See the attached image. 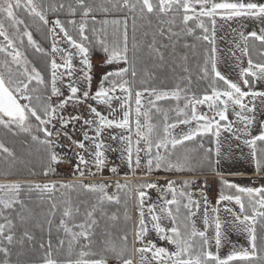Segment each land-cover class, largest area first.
Listing matches in <instances>:
<instances>
[{"label":"snow or ice","instance_id":"snow-or-ice-1","mask_svg":"<svg viewBox=\"0 0 264 264\" xmlns=\"http://www.w3.org/2000/svg\"><path fill=\"white\" fill-rule=\"evenodd\" d=\"M21 7H24L30 16L38 18L45 26L49 24L47 19L49 10L57 12L67 7L71 16L75 17L79 12L81 17L79 22L75 19L67 20V24L71 25L77 32L78 39L73 36L59 18L51 22L52 27L49 28L53 36L51 47L53 55L50 59L51 95L36 96V104L32 103V93H35L37 89L30 88V85L33 81L38 85H44L45 79L34 65L29 69V61L14 46L15 42L5 26V21H7L8 27L14 29L15 33H19V25L24 24V21L19 19L16 13ZM96 10L97 5L89 2V0H75V6L72 3L66 5L64 2L46 5L42 2L36 3L35 0H0V37H3L4 41L7 42L6 45L0 46V53H5L11 58L10 62L8 60L4 62L7 79H5V73H0V125L9 130L15 126L20 131L29 134L32 141L44 147L46 153L45 175L49 172H55L53 166L64 162L54 150L56 147H63V145L56 144L52 139L53 129H56L53 120L60 124V129L55 131L57 139L61 136L62 130L67 128L70 123L83 120V140H72L67 132H63L64 136L72 140V144L76 148L82 150V152L76 153L77 164L74 169L81 177L86 172L89 175H96L97 173L93 172L92 168L102 171L106 166V145L101 137L105 129L113 128L122 130V134H112L110 138L113 141L119 140L125 145L122 150V158L126 159L128 168L133 173L141 167L142 160L147 173H151L154 169L194 171L188 153L200 150H203L205 154L200 162L201 167L204 166L205 161L214 165L220 164L218 157L222 151L220 145L221 132L232 133L234 138L239 140L241 137L235 133L243 131L247 134L256 120L255 115H248L247 113H254L255 100L264 98V91L254 90L256 82L264 81V63L254 62L249 57L248 67L241 69L240 77L244 87L249 89L248 91L242 90L239 83L222 75L216 67L215 33L217 17L223 21L247 18L264 24V3L252 2V0L249 2H244V0H107L106 6H99V10L103 13L108 14L115 11L133 14L131 47L129 46L128 16L125 15L123 19L98 21L93 15ZM152 15L160 19L161 25L168 24L167 39L172 40L173 37H179L183 33L185 36H194L197 41H204L212 46L210 52L205 50L204 66L200 69L203 73L201 79L208 78V65L211 64L210 91L206 90L199 97L195 94L189 96V89L182 88L179 83L170 90L158 89L151 86L150 81L155 77L146 68L143 70V76L139 79V84L137 83L139 75L137 64L140 57L138 56L139 44L135 36L136 20L138 18L145 19ZM164 17L169 18L165 20ZM89 18H91L93 25L91 36L89 35ZM178 18L180 25H182L180 32L173 31ZM96 24L101 25V27H95ZM56 29H59V33L63 35V41H66L69 48L74 51L58 46L61 41L57 39L59 34L56 33ZM197 29L202 32V35H196ZM20 35L27 37L28 43L34 46L36 51L48 55L33 39L32 33L27 30V26ZM157 35L165 37V29L160 27L158 33L153 34L147 48L150 54H154L160 61H164L165 57L161 48L167 47V45L157 47ZM241 37L245 41L242 52L248 56L247 41L250 38L264 44V27L260 28L259 33L251 31L245 35L242 32ZM184 47L194 48L195 45L185 44ZM95 50L104 54V64L115 65V67L103 75L98 88L93 92L91 55ZM55 54H59L61 62H57ZM76 58L79 59L81 65L79 68L74 63ZM11 65H15V69ZM184 71L188 72V68L185 67ZM248 77L252 79L249 80ZM58 82L67 87L68 95L60 99L58 103L53 104L51 103L53 96L61 97L64 95L61 88L58 87ZM220 82L224 87L220 86ZM81 84L84 85L83 88ZM248 97L251 98V106L245 103V98ZM181 99L185 101L183 107L179 106ZM21 100L27 101V103L22 104L20 103ZM89 100L104 106L108 115H105L103 111L92 104H88L90 116L87 119L80 115H71L67 118L63 115V110L69 102L79 105L87 103ZM145 100L149 107H145ZM166 100L177 101L176 108L171 109V111L176 112L178 117L175 122H169L168 111L170 110L158 106L157 102ZM201 105L206 106L213 115L199 113L197 106ZM230 107L239 120L244 123L243 129H234V122L229 121L228 111ZM237 108L239 111L236 110ZM152 109H155L156 113L163 114L162 134L158 131V125L151 122ZM32 118L38 122L36 131L42 132L43 138L32 134L30 123ZM193 122H195V127H191ZM179 125H186L189 128L187 132L177 136L173 134L172 130ZM260 127L259 135L243 140V143L251 149V159L258 172L264 170V148L259 149V154L257 150V142L264 143V121L261 122ZM205 137L213 138L214 152L211 147H205L203 143ZM197 138L201 139L198 148L188 149L185 147L186 142H194ZM134 144L135 149L133 148ZM178 148H184L183 156L177 155ZM112 150L116 151V149ZM0 152L6 154V159L14 157V153L4 143H0ZM213 154L217 157L214 161L211 159ZM111 171L115 173L116 168L113 167ZM189 184V181H184L183 188L187 189ZM221 184L227 188L235 189L236 194H224L221 191L216 203L220 205L221 202L227 201L234 202L235 205L239 206V212L227 205H225L224 210L233 216L232 222L240 225L241 230L247 233L250 248L231 251L223 258L219 255L222 246L223 226L219 219L220 209L217 207L211 209L216 214L214 216L216 252L210 251V241L206 235L210 226L207 198L205 197L204 201L203 223L205 230L200 231L191 219L196 215V211H199L200 203L192 199L190 192L179 191L180 197H187V203L182 205L187 210V214L181 216V202L177 199L175 181H168L167 187L164 189L165 193H172V198L167 199L166 195L161 197L163 204L159 207V214L156 211L157 205H149L147 211L150 221L146 220L144 211L146 192L142 189L156 188L157 184L142 183L136 189L139 218L134 234L135 244L140 245L139 247L134 246V252L140 257L139 264H153V262L155 264H264V245L258 247L256 234L258 218L261 227L264 228V186L259 188L241 187L223 179ZM108 187L109 185L106 183L83 182L60 183L59 187L54 182L28 186L27 191L29 193L38 191L42 196L48 195L50 207L46 223L49 226V236H51L53 225L52 218L58 211L61 214L56 230L57 233L61 230L64 233L63 237L57 236L55 244L52 239H48L46 243H40V248L44 250V254L40 258L39 264H108V253H111L119 264H134L128 247V232H124L118 237L119 244L110 235H106L104 239L99 241L95 239V228L99 223L96 213L99 211L102 216L105 215L102 208L105 202L120 203L118 195L108 194ZM115 187L119 191H124L128 185L117 181ZM22 190L20 183L0 184V217L4 221L0 223V254L3 255L0 264H12L10 257L12 246L15 243L22 245L25 239L29 242L34 240V236L25 230L23 236L17 241L13 231L15 228L13 220L9 215L4 214L5 211L13 210L15 205H20L23 208L24 202L20 199ZM77 190L96 194L95 202L90 205L83 201L74 204L69 193ZM56 192L60 193L61 199L55 198ZM81 205H85L83 211ZM172 206H175V211H173ZM193 208L196 211H193ZM16 215L21 220L24 219L21 213L17 212ZM77 217H81V219L77 221ZM125 217L130 219L127 213H125ZM165 218L171 220L172 227L165 228L162 226L161 221ZM110 219L115 221L118 217L114 213ZM149 223L151 228H149ZM150 231H155L160 240L173 245L175 250L169 251L168 248L158 247L151 240L145 243V238ZM197 237L199 240L196 239ZM97 244L102 245L99 251L95 250ZM16 264H20V262L17 261Z\"/></svg>","mask_w":264,"mask_h":264},{"label":"rangeland","instance_id":"rangeland-1","mask_svg":"<svg viewBox=\"0 0 264 264\" xmlns=\"http://www.w3.org/2000/svg\"><path fill=\"white\" fill-rule=\"evenodd\" d=\"M36 2V1H35ZM244 2H249V0H244ZM252 2H258V3H264V0H252ZM17 14V17L20 19V16ZM47 19L49 21V24L46 26L48 30V35L51 40V46L48 48V52L50 54V58H52L51 53V47L53 42V36L52 33L49 31V28L52 27V21L57 19L56 17H48ZM5 26L8 29V33L10 37L13 38L15 42V47L20 50L24 56H26L27 60L29 61L28 67L29 69L33 66V64L28 59L25 50L22 47V42L24 36L20 35V33H23L24 30H22L19 27V33H15V30L8 27V22L5 21ZM194 26V25H192ZM211 28V26L209 25ZM264 27V24H262L259 21L247 19V18H240V19H234L232 21H223L220 20L219 17H217V26H216V33H215V47H216V67L217 70L221 72L222 75H224L227 79L239 83L241 85L242 90L248 91V88H245L243 85V82L240 77L241 69L247 68V58L245 60V55L242 52V49L245 46V41L241 37V33L243 32L245 35L251 31H257L259 33L260 28ZM15 33V34H14ZM56 33L59 34L57 39L61 41L59 43V47L64 49H69L71 51H74L73 49L69 48V45L66 41H63V35L59 33V29H56ZM183 37L185 36L182 34ZM196 35H202V32L199 33L196 31ZM191 41H187L186 39L179 41H173V43H167V51L168 56H174V60L176 62V67L174 70L170 72V77L176 78V84L179 83L182 88H188L189 92L188 95L191 96L195 94L196 96H202L204 93L200 94L198 92V89L195 87L198 84V81L202 82L204 79H201L203 73L200 71L201 67L204 66V59H205V50L207 49L209 52L211 50V45L204 41H197L194 36H190ZM27 39V38H26ZM6 41H4L3 37H0V46L6 45ZM174 44V47H173ZM185 44L189 45H195L194 48L192 47H184ZM240 44L242 45V49L239 51L238 49H232L233 48H239ZM209 46V47H208ZM177 50V51H176ZM178 53V54H177ZM240 53V54H239ZM264 53V52H262ZM57 62L60 61L59 54H55ZM203 57V59H202ZM247 57V56H246ZM169 59L171 57H168ZM186 58V59H185ZM202 59V60H199ZM5 60L11 61V58L8 57L5 53H0V73H5V79H7L6 75V68L4 67ZM104 56L103 57H97L93 56L91 57L92 61V91L94 92L98 86L100 79L103 77V75L107 72L112 70V68L115 67V65H106L103 63ZM74 63L76 64L77 68L81 67L79 64V59H74ZM264 63V55L262 62ZM13 69H15V65H11ZM123 66V65H121ZM188 68V72L184 71V68ZM209 69V79H212L211 74V64L208 65ZM51 79V75H50ZM189 79L191 83L189 84ZM206 79V78H205ZM175 86L173 88H175ZM256 91H264V81H258L256 83ZM58 87L61 88V91L63 92V96L61 97H55L53 96L51 98V103L56 104L59 102L60 99H63L68 95V89L63 84H60L58 82ZM81 87L83 88L84 85L81 84ZM171 88V89H173ZM162 89V88H158ZM170 90V89H166ZM49 95H51V86ZM251 98H245V103H248L249 106H251ZM20 103H27V101L21 100ZM158 106L165 109L170 110L168 111V117L169 122H175L177 120V115L175 111H171V109H175L177 106V101L175 100H166V101H159L157 102ZM185 101L181 99L179 101V106L183 107ZM255 112L254 113H247L248 115H255L256 120L253 123V125L248 130V133L245 134L243 131H237L235 134L240 136L241 139H235L232 133L228 132H221L220 136V145L222 148L221 155L218 157L220 160V164L214 165L211 163V169H208V171L203 170V167H201V164H199L193 160L194 157V151L189 152L188 155L191 158V164L194 168V171H166L164 169L160 170H153L151 173H147V169L145 168L143 164V160L141 163V167L133 173L127 165L126 159L122 158V150L124 149L125 145L122 144L119 140L113 141L111 140V135L116 134L120 135L122 134V130L120 129H105L103 136L101 139L104 141L106 145L105 155L107 157L106 166L102 171H97V169L92 168L93 172H96V175H89L87 172L83 177H81L77 172H75V165L77 164V158L76 153L82 152L81 149L76 148L72 144V140H83V120H80L78 122L70 123L67 128L63 129L61 132V136L59 139L55 136V131L60 129V124L57 123L55 120H53V123L56 124V129H53L54 135L52 139L56 142L58 145H63V147H56L54 150L57 152L58 155L61 156L64 162L54 165L55 172H49L47 175L44 174L46 182L45 183H56L57 187H59L60 183H69L74 180H82L83 183H106L109 185L107 188L108 194H116L117 188L115 187L116 182L119 181L121 184L123 183V180H110L112 178L109 177H117L120 173H127L132 174V178L128 177L125 179H130L132 184L134 182V179L137 178V174L141 175L142 178H150L149 183H155L157 184L156 188L145 189L146 196L144 197V211H145V217L146 220L150 221V217L148 216V206L149 205H157L156 211L159 214V207L163 204V201L161 200L162 196L166 195L167 199L172 198V193L168 192L165 193L164 189L167 187L168 181H173V178H189L188 181L190 182V193L192 194V199L199 201L200 208L199 211H196L195 208H193V211H196V215H194L191 219L195 223V227L200 230L204 231V201L205 196L203 195L202 191V185L201 180L198 179V176L202 175H211L216 177H221L223 180H227L231 183H235L241 187H254L259 188L261 186H264V176H257L258 172L255 166V163L251 159V149L243 143L244 139H251L252 136L259 135L261 131V122L264 121V98H257L255 100ZM88 104H92L93 106L97 107L99 110L103 111L105 115H108V111L104 106L97 105L95 101L89 100L87 103L83 104H73L72 102H69V104L66 106V108L63 110V115L65 118L71 115H80L83 118L87 119L90 116ZM145 107H149L147 105V101L145 100ZM239 111V109H236ZM197 111L199 113H207L209 116H212L213 113L209 111V109L206 106H197ZM190 115V110H189ZM183 118V117H180ZM228 118L229 121L234 122V129H243L244 123L239 120V118L235 115V112L232 110V107L229 108L228 111ZM218 119V118H217ZM163 114L162 113H156L155 109H152V123L158 125V131L160 134L163 132ZM143 122V120H142ZM31 123V121H30ZM226 123V122H221ZM33 124L31 123V126ZM51 128V126H49ZM191 127H195V122L191 125ZM86 129V126H84ZM189 126L186 125H179L176 129L172 130L174 135H179L183 132L188 131ZM63 132H67L68 136L72 138V140H69L67 136L63 135ZM91 134V133H90ZM211 137H205L203 139V143L205 144V147H211L213 149V152L215 150V145L212 143ZM201 143V139L198 138L197 146L194 148H198L199 144ZM143 146V145H141ZM188 149H193L189 148ZM133 148L135 149V144L133 145ZM264 148V143L257 142V150L259 154V149ZM112 149H116V151H113ZM178 148L177 150H179ZM155 152V149H153ZM198 156L196 157H203L205 154L203 153V150H200ZM177 151L178 156L184 155V150L181 151L180 154ZM201 154V155H200ZM143 155V154H141ZM126 156V153H125ZM175 159V157H173ZM211 159L214 161L217 159V157L213 154ZM116 168V172H112V168ZM215 169V170H213ZM262 171V170H261ZM53 173L57 174V178H52ZM219 173V174H217ZM105 175V178H100L101 176ZM232 176L233 178H224ZM217 181L218 186L224 190V185L221 184V181L215 178ZM25 179L19 178V179H13V178H5L0 179V184H7V183H17L16 181H23ZM41 184V183H40ZM179 184V183H177ZM176 184V186H177ZM216 184V182H215ZM180 185V184H179ZM178 185V186H179ZM226 194H236L235 189H230L225 187ZM66 191V190H61ZM233 191V192H232ZM133 198V197H132ZM186 203H187V197ZM218 199V196H215L213 198L214 201V208H219V219L222 223V246L219 250V255L223 258L227 256L231 251L234 250H241L242 248H250L249 241H248V235L246 232L241 230V226L238 224L233 223L234 220L233 216L224 210L225 205L228 207H231L234 209V211L239 212V206L235 205L234 202H221L220 205H217L216 201ZM208 201L209 205V212H208V218H209V227L207 229L206 235L207 238L210 241V248L209 250L212 252H216L215 247V228H214V216L216 215L211 211L213 209ZM212 201V202H213ZM246 202V198H245ZM134 198L132 201V218H133V232H132V258L134 260V264H139L140 257L139 254L134 252V246L139 247V244H135V231H136V224L138 221V199L136 201V204H134ZM33 213V212H32ZM60 213V211H59ZM58 213V214H59ZM61 214V213H60ZM59 214V216H60ZM250 214V210H249ZM78 219L77 221H79ZM227 221V222H225ZM161 224L165 228L172 227L171 220L168 218H165L161 221ZM149 228H151V224L149 223ZM148 240H151L154 242L158 247H165L168 248L169 251H174L175 247L173 245H169L166 241H162L159 239V236L156 234L155 231H150L149 235L145 238V243H147ZM264 245V242H263ZM108 264H119V262L115 258H108ZM155 264V262H153Z\"/></svg>","mask_w":264,"mask_h":264},{"label":"trees","instance_id":"trees-1","mask_svg":"<svg viewBox=\"0 0 264 264\" xmlns=\"http://www.w3.org/2000/svg\"><path fill=\"white\" fill-rule=\"evenodd\" d=\"M36 3H44V4H53V3H60L64 2L66 5L68 3H72L75 6V0H35ZM89 2L94 3L97 5V10L93 13L96 19L103 20V19H123L125 15L128 16V34H129V46L131 47L132 44V36H133V29H132V13H125V12H110L108 14L103 13L99 10L100 5H107V0H89ZM20 19L24 21V24L19 25L22 30H25L27 26V30L32 33L33 39L36 43L48 53L45 55L42 52L36 51L35 47L28 43L27 37H24L22 42V47L25 50V53L30 60V62L41 72L45 79L44 85H38L35 81H33L30 85V88H36L37 91L32 93L33 100L32 103L36 104V96L46 97L49 96L50 91V54L48 52V48L51 46V40L48 35V30L45 25H43L38 18L32 17L28 14L27 10L24 7H21L17 10ZM48 17H56L59 18L64 24L65 27L69 29V31L73 34L74 37L78 39L77 32L73 29L71 25L67 24V20L75 19L77 22L80 21V14L79 12L75 17L71 16L68 11L67 7L65 9L52 12L51 10L47 13ZM169 17H164L163 19H168ZM89 35L91 36V28L93 27L91 18H89ZM95 27L100 28L101 25L96 24ZM160 27L165 29V37H160L159 35L156 36L157 39V47L160 45H166L167 43H173V41H179L186 39L187 41H191L190 36H184L183 33L179 37H173L172 40L167 39V28L168 24L161 25L160 19L155 16H149L145 19H137L136 20V40L139 44V52L138 56L140 60L138 61L137 68H138V80L137 83L139 84V79L143 76V70L146 68L148 71L153 73L154 79L150 81L151 86L162 88V89H171L176 84V78L170 77V72L174 70L176 67V62L174 60V56H168L167 47L161 48V51L164 53V61H160L158 57L154 54H150L147 48V44L151 42L154 33H158ZM182 25L179 23V18L177 19L176 26L173 27V31L180 32ZM199 33L201 31L197 29ZM147 33V35H145ZM209 47V46H208ZM247 47L249 50V57L254 62H262L263 55H261L263 50V44L253 39H249L247 41ZM177 51V50H176ZM178 54V53H177ZM131 55V53H130ZM103 57L104 54L99 51H93L91 57ZM168 57H171L170 59ZM203 59V57H202ZM199 59V60H202ZM251 80V77H248ZM211 79L206 78L204 81H198V84L195 87L198 89L200 94L204 93L206 90L210 91L209 84ZM220 86L224 87L222 82H220ZM178 119V118H177ZM32 125V134L39 135L43 138V133H38L36 131L38 122L35 121L34 118L31 119ZM197 141L194 142H186L185 147L191 148L196 147ZM0 143H4L6 147H8L13 153L14 157L5 158L6 154L0 152V179L5 178H13L19 179L23 178V181H16L22 185V192L20 194V199L24 202L23 208L20 205H15L14 209L11 211H5V215H9V217L13 220L15 228L13 231L15 232L17 241L23 236V232L27 230L30 234L34 236V240L29 242L26 239L24 243L21 245L19 243H15L12 246V255L10 257L12 264H16L17 261L20 264H39L40 258L44 254V250L40 248V243H46L48 239H52L53 243L55 244L57 241V236L60 237L64 236L63 231L61 230L57 233L56 225L59 223V211L56 215L52 218L53 225L51 229V236H49V226L46 223V219L48 217L49 211V202H48V195L44 194L43 196L38 191H33L29 193L27 188L29 185L37 184L42 182H46L43 180L44 176V168H45V150L42 145L37 142L31 140V136L25 132L20 131L18 128L13 126L11 130L5 129L2 125H0ZM189 147V148H190ZM184 148H180L177 150L180 154ZM193 160L196 161L198 164L203 160V157H196L198 156L199 152L201 151H194ZM204 153V152H203ZM196 155V156H195ZM201 155V154H200ZM211 169V163L205 161L203 170L208 171ZM34 173V174H33ZM57 174L53 173L52 178H57ZM189 178H173L172 180L175 181L174 187L177 189V199L181 202L180 214L181 216L187 214V210L183 208V204L186 203V197H180L179 191L185 190L187 192L190 191V185L187 189L183 188L184 181H188ZM218 180H222L221 177H217ZM150 178H142L141 175L137 174V178L134 179L132 184L130 179H123V183H127L128 188L124 191L117 190L118 196L120 197V203L116 204L114 202H105L102 206L105 215H101L98 211L96 213V218L98 220V226L95 228V239L97 241L102 240L106 237V235H110L111 238L119 244L118 237L122 235L124 232L129 233V241L128 247L130 254L132 255V232H133V218H132V201L134 198V204L137 201V194L136 189L139 184L142 183H149ZM82 182V180H74L69 183H77ZM179 183V184H177ZM177 184V186H176ZM179 185V186H178ZM145 191V189H142ZM221 191L226 194V190L219 187L216 181V196L219 197ZM233 192V191H232ZM127 193V194H126ZM73 199L74 204H78L81 201L86 202L87 205L95 202L96 194L85 192L82 190L72 191L69 193ZM55 198L57 200L61 199L60 193L56 192ZM133 197V198H132ZM85 205H81V210L83 211ZM173 211H175V206H172ZM19 212L24 217L21 220L16 213ZM33 212V213H32ZM59 213V214H58ZM116 214L118 217L117 220L113 221L110 217L113 214ZM125 213L130 219H126ZM81 219V217H77V220ZM3 218L0 217V223H3ZM256 234H257V245L258 247L263 245L264 242V228L261 227L259 218L258 223L256 224ZM199 240V237L196 238ZM102 245L97 244L96 249L99 251ZM79 250V249H78ZM108 258H114L111 253H108ZM133 256V255H132ZM3 259V255L0 254V260Z\"/></svg>","mask_w":264,"mask_h":264},{"label":"built area","instance_id":"built-area-1","mask_svg":"<svg viewBox=\"0 0 264 264\" xmlns=\"http://www.w3.org/2000/svg\"><path fill=\"white\" fill-rule=\"evenodd\" d=\"M257 176H264V170L260 171ZM198 179H200L201 185H202V191L203 195L207 198V200H211L209 202L210 206L212 208L215 207L213 198L215 196V178L216 176H211V175H202L198 176ZM213 201V202H212Z\"/></svg>","mask_w":264,"mask_h":264},{"label":"crops","instance_id":"crops-1","mask_svg":"<svg viewBox=\"0 0 264 264\" xmlns=\"http://www.w3.org/2000/svg\"><path fill=\"white\" fill-rule=\"evenodd\" d=\"M243 48L242 47V45L240 44V46H239V48H233L232 47V49H238L239 51L241 50V49ZM262 52H264V44H263V50H262ZM240 54V53H239ZM246 55H245V60H246ZM248 58H247V65H248ZM252 79V78H251ZM257 83V82H256ZM256 85V84H255ZM254 85V90L256 91V86ZM249 90V89H248ZM128 177H130V178H132L133 176H132V174L130 175V174H127V173H120L117 177H109V178H112V179H110V180H123V179H125V178H128ZM100 178H105V175H103V176H101ZM134 178V177H133ZM224 178H233L232 176H228V177H224Z\"/></svg>","mask_w":264,"mask_h":264}]
</instances>
